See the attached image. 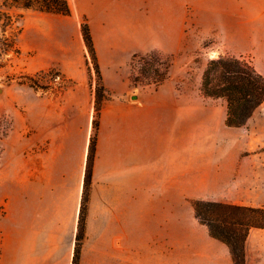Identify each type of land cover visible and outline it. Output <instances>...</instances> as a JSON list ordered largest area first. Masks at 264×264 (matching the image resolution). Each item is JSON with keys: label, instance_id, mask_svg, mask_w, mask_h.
Instances as JSON below:
<instances>
[{"label": "rangeland", "instance_id": "rangeland-1", "mask_svg": "<svg viewBox=\"0 0 264 264\" xmlns=\"http://www.w3.org/2000/svg\"><path fill=\"white\" fill-rule=\"evenodd\" d=\"M157 1L162 6L157 15L162 47L141 51L147 37L143 27L138 25L130 30L116 25L106 38H102L105 30L100 28L107 29L111 17L121 21L128 9L132 19L135 17L140 24L145 20V14L140 13L145 9L143 0H115L112 8L97 5L95 0H68V15L0 0V40L11 46L0 66V262L10 245L13 223L24 218L21 216L28 201L78 198L81 206L96 86L93 63L81 30L82 23H89L90 19L86 8L90 10L101 53L109 55L107 50L112 49L117 52L116 62L100 63L98 59L105 86L106 81L112 86L109 99L115 98L125 84L132 94L147 85L157 86L151 83L157 76L153 71L148 75L141 73L151 65L160 76L166 72L167 78L173 71L179 88L194 96V133L199 141L195 150L196 190L180 201L185 221L179 225L190 223L193 216L197 218L195 200L258 207L252 204L250 195L254 182L261 186L259 199L264 203V101L242 125L231 127L225 123V98L208 97L201 90L203 73L212 59H238L264 77V0H175L177 13L171 15L167 12L171 0ZM149 53H154V57L142 58ZM80 78L84 79L82 83ZM90 94L92 106L86 103ZM84 99L86 106H74L75 101ZM58 126L60 130L66 129L71 156L55 163L50 158L52 154L45 156L51 148L52 132ZM115 140L109 144L105 127L99 153L97 137L93 174L95 169L101 195L105 196L107 187L110 188L116 227L122 228L124 216H131L133 245L147 246L149 236H140L147 229L138 212L139 194H145L140 184L145 158L137 152L125 160V167L134 176L128 180L123 174L124 162L118 164L114 159ZM135 145L140 146L139 139ZM201 162L205 164L203 178L197 168ZM164 176L168 179L169 170H164ZM209 178L211 185L205 189L198 185ZM219 180L221 184L215 185ZM236 182L239 184L233 188ZM225 245L233 264L230 249ZM133 255L130 264H156L150 262L152 255L147 256L148 261L143 260V252Z\"/></svg>", "mask_w": 264, "mask_h": 264}, {"label": "crops", "instance_id": "crops-1", "mask_svg": "<svg viewBox=\"0 0 264 264\" xmlns=\"http://www.w3.org/2000/svg\"><path fill=\"white\" fill-rule=\"evenodd\" d=\"M95 1L97 5L109 8L116 5L115 0ZM120 4L125 5L122 2ZM142 5L145 6L144 12H140L145 14L143 22L138 24L135 17L132 19L128 9L127 15L123 16L121 21L120 19L115 21V18L111 17V24L107 29L101 26L100 29L105 30L102 38L109 37L116 25L127 26L130 30L139 25L147 33L145 47L141 51L162 47L160 39L162 36L158 37L157 32V15L162 12V6L157 0H143ZM170 5L167 12L170 15L177 13V2L171 0ZM86 9L100 63L116 62L118 56L114 49L107 50L110 56L101 53L90 10ZM106 9L107 7H104L103 10ZM111 13L113 15V11ZM135 14H138V11ZM85 49L87 51L86 46ZM83 81L84 79H79L80 83ZM177 81L178 78L172 71L159 85H147L144 90L137 93V98L131 97L134 94L128 84L124 85L122 82L124 86L117 90L118 95L104 101L98 133V152L100 153L102 131L106 127L109 144L113 139L117 140V155L114 159L118 164L120 161L124 162L123 174L128 180L134 176L131 169L125 167V160L137 152L145 158L140 175V184L145 194H139L138 212L139 219L145 223V229L148 230L141 232L140 236L143 238V235H148L150 242L149 246H145L146 243L142 244L143 246L133 245L135 237L131 236V216H124L122 228L116 227L110 188L107 187L105 196L101 195L99 178L94 169L86 233L79 264H130L134 260L132 253L135 255L142 252L144 261H148L147 256L152 255L150 262L156 264L231 263L224 242L211 237L208 227L200 223L197 218L193 216L189 218L190 223L179 225L180 221H185V215L180 210V201L192 196L196 190L195 150L199 141L196 140L194 133V96L182 91ZM106 87L112 89L107 81ZM86 103L92 106L91 94ZM74 106H86L85 99L81 102L75 101ZM66 135L64 127L63 130H60V126L53 130L51 148L45 157L48 158L52 154L50 158L56 163L60 159L64 160L68 155L71 156ZM137 139L140 146L135 145ZM87 141L83 159L86 156ZM120 141L121 145H119ZM206 163V166H209L210 162ZM204 165L202 162L197 165L202 178ZM164 170H169L168 179L164 176ZM220 184V180L215 183V185ZM238 184V182L234 183L233 188ZM198 185L205 189V186L211 185L210 178L202 179ZM250 195L253 197V205L264 207V203L259 199L262 189L256 182L250 187ZM234 202L242 201L234 200ZM60 207L65 209L60 210ZM79 213L78 198L76 201L45 198L28 201L25 213L21 216L24 218L21 222L13 223L10 245L3 251L0 264H73ZM183 241L186 242V246ZM245 252L246 264H264V228H252L249 231Z\"/></svg>", "mask_w": 264, "mask_h": 264}, {"label": "trees", "instance_id": "trees-1", "mask_svg": "<svg viewBox=\"0 0 264 264\" xmlns=\"http://www.w3.org/2000/svg\"><path fill=\"white\" fill-rule=\"evenodd\" d=\"M11 1L15 5L36 8L49 13L68 15L71 12L68 0ZM81 30L93 63L96 86L95 114L84 174L83 196L80 206L73 264L80 263L81 247L86 233L88 202L93 177L100 115L104 101L109 99L111 95L103 81L89 23L83 22ZM10 49L11 46L7 42L0 40V66L4 54ZM154 55V53H149L142 58L146 59L145 57H154ZM134 57H137V55ZM151 71L160 76L159 71L153 65L143 69L141 73L142 75H148L147 72ZM157 76L153 78L151 83L159 85L167 78V73L162 74L161 78ZM201 90L205 96L225 98L227 108L225 123L231 127H238L264 101V77L238 59H212L203 73ZM193 205L198 220L208 227L210 236L228 245L232 254L233 264H246V238L251 227L264 228V208L203 200H195Z\"/></svg>", "mask_w": 264, "mask_h": 264}, {"label": "water", "instance_id": "water-1", "mask_svg": "<svg viewBox=\"0 0 264 264\" xmlns=\"http://www.w3.org/2000/svg\"><path fill=\"white\" fill-rule=\"evenodd\" d=\"M137 96H138L137 94H134V95H132L131 97H132V98H137Z\"/></svg>", "mask_w": 264, "mask_h": 264}]
</instances>
